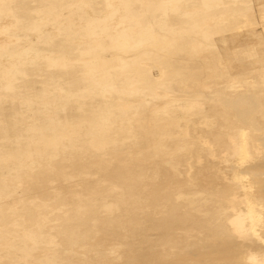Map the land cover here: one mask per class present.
I'll return each instance as SVG.
<instances>
[{
    "label": "bare ground",
    "instance_id": "bare-ground-1",
    "mask_svg": "<svg viewBox=\"0 0 264 264\" xmlns=\"http://www.w3.org/2000/svg\"><path fill=\"white\" fill-rule=\"evenodd\" d=\"M106 1L97 3L101 8L96 10L88 1L70 0L69 22L61 19L46 27L30 22L28 29L36 35L34 39L0 32V75L14 81L12 72H19L16 66L21 60L34 63L36 57L47 58L52 50L38 48L35 43L46 31L50 35L61 28L69 34L80 31L75 40L82 41L95 35L88 32L96 21L106 18L126 23L122 0ZM162 1L168 2L172 12L180 2ZM257 1L264 5V0ZM0 11H7L0 31L11 26L21 29L17 11ZM47 16L45 12L35 21H45ZM246 21L229 30L236 39L230 46L229 39L221 37L200 54V47L190 42L188 55L176 60L177 64L146 62V74L138 79L142 84L154 81L149 77L153 69L158 80L186 86L174 91L154 88V94L171 101L173 109L162 102L159 112L138 110L133 124L128 120L120 124L121 132L135 126L137 137L130 149L126 150L123 135L110 134L111 120L106 115L94 120L89 137L80 138L82 143L77 146L81 150L74 149L71 139L58 145L55 153H36L26 170L14 168L16 176L25 174L23 181L29 182L30 189L38 190L30 195L45 199L43 204L23 203V207L33 206L34 210H19L15 217L24 218L26 226L33 223L34 242L40 244L44 239L47 262L52 264L58 258L57 264H264V7L258 20L253 16ZM156 25L158 34L170 35L165 20ZM182 31L200 40L201 28L191 26ZM50 35L44 38L46 44L51 41ZM242 36L251 38L245 46L239 42ZM19 40L22 48L18 52L2 50L6 42ZM149 40H154L152 34ZM198 57L214 58V66H195L193 61ZM172 75L185 76L174 79ZM150 105L154 107L155 102ZM188 116L194 118L189 125L191 135L186 137L183 122ZM232 116L240 126L224 123ZM150 139L154 141L147 142ZM93 147L91 152L89 148ZM145 147L153 153L149 160L142 159ZM217 147H226L223 157L228 159L199 158L189 165L196 169L189 176L177 165L186 151L214 154ZM212 162L225 166L215 171L209 166ZM114 170L120 176L101 185L100 177ZM6 174L5 183H0V196L16 190ZM46 177L52 179L55 190L49 189L50 179ZM252 189H256L259 209L250 197ZM233 190L241 192L243 198L229 197ZM196 192L203 195L197 197ZM3 229L11 233L0 238V244L11 243L14 232H22L20 228ZM24 239L29 241L28 237ZM41 255L36 250V260L40 261Z\"/></svg>",
    "mask_w": 264,
    "mask_h": 264
},
{
    "label": "rangeland",
    "instance_id": "rangeland-1",
    "mask_svg": "<svg viewBox=\"0 0 264 264\" xmlns=\"http://www.w3.org/2000/svg\"><path fill=\"white\" fill-rule=\"evenodd\" d=\"M88 1L92 8L98 10L104 0ZM175 4L173 12L168 2L162 0H147L143 6V0H122L124 13L128 17L113 22L103 19L93 23L94 29L88 32L91 36L86 40H75L80 31L69 34L61 30L50 35L48 31L41 34V39L35 41L38 48L52 50L47 58L36 57L34 63L23 59L16 66L13 73L14 81L0 75V183H5L7 174L13 179L15 191L3 193L0 196V228L8 227L9 230L21 229L14 232L11 243L0 244V264H50L45 258L44 239L36 244L33 239L34 225L26 226L24 218L15 217L19 210H27L31 213L33 206L23 207V203L33 205L43 204V197L33 196L30 193L37 189H30L29 182L23 181L25 174L16 176L14 168L26 170L29 161L38 152H52L58 150V145H65L73 139L75 150H81L77 145L82 143L81 137H89L94 120L102 119L108 115L111 123V133L123 135V143L131 148V142L136 140L135 126L125 131L120 124L129 121L133 124L137 120L138 110L144 112L150 110L160 111L164 102L166 108L171 101L164 99L158 93L154 94V88L163 90H176L184 84L176 81L165 82L158 80V76L150 70L149 77L154 81L150 84H142L138 81L146 74L147 61L171 62L185 58L189 52V43L195 42L199 46V53L205 51L208 44L212 45L215 40L226 37L229 46L232 38L229 30L240 21L251 19L253 16L258 20L259 11L264 7L257 0H179ZM110 4V1H106ZM70 0H0V9L13 8L21 15V29L9 27L6 31H0L6 35H13L21 39L36 38V35L28 29L30 22L43 26L56 24L63 19L69 22L70 10L67 7ZM85 6V4H84ZM37 10H40L37 13ZM47 12V20H36ZM164 12V15L161 13ZM7 11H0V23L4 21ZM258 14V15H257ZM86 15V12L85 14ZM165 20L167 34L157 33V21ZM74 25L75 22H72ZM191 26L201 28L200 40L197 42L182 30H188ZM257 29L260 28L256 26ZM152 34L154 40H149ZM48 35L51 41L46 44L44 38ZM1 38V35H0ZM247 37H240V44L249 41ZM236 40V39H235ZM143 42V44H141ZM225 43V46L228 45ZM22 48L21 42L9 41L2 45L3 51L18 52ZM214 58H197L193 61L195 66L211 65ZM13 71V69H12ZM185 75H172L174 79L183 78ZM203 84H191V87H200ZM208 85V84H206ZM212 86H224V84H212ZM110 91V95L103 93ZM140 91V92H139ZM127 93V94H126ZM171 100V98H170ZM152 107L150 104H154ZM144 106L140 108L139 106ZM142 118L141 116H138ZM194 116H188L183 126L187 128L186 137L191 135L189 125ZM225 124L240 126L232 116ZM264 127V122H262ZM35 127L40 130H34ZM120 128L121 130H119ZM154 141L153 139L147 142ZM184 152L183 148H177ZM226 147H217V152L210 154L203 150L191 149L186 155L179 158L177 164L184 175H194L196 169L189 167L199 158L228 159L223 157ZM93 152V148H89ZM215 150V151H216ZM153 157L149 147L143 148L142 159L149 160ZM26 160V162H25ZM218 165L212 162L209 166L215 171H220L225 164ZM194 166V165H193ZM120 176L117 170L108 176H102L99 183L115 181ZM50 179V177H46ZM50 179V190H55ZM256 189L250 192L253 205L256 209L261 204L255 198ZM197 197L203 195L196 192ZM243 194L233 190L229 197L243 198ZM42 208V207H41ZM42 210V209H41ZM28 222V220H26ZM32 222V220H30ZM44 220L42 224L44 225ZM10 232L4 229L0 231V238L8 237ZM264 235V234H263ZM25 237L29 238L24 242ZM23 240V242H21ZM58 249V248H57ZM55 248V250H57ZM36 250L42 253L41 259L36 260ZM115 254V249H113ZM59 263L55 258L52 264Z\"/></svg>",
    "mask_w": 264,
    "mask_h": 264
}]
</instances>
